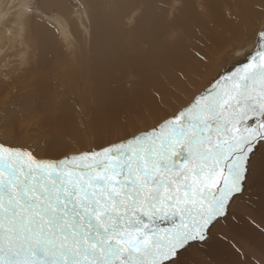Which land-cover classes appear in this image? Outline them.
<instances>
[{
    "label": "snow or ice",
    "instance_id": "obj_1",
    "mask_svg": "<svg viewBox=\"0 0 264 264\" xmlns=\"http://www.w3.org/2000/svg\"><path fill=\"white\" fill-rule=\"evenodd\" d=\"M6 7L52 19L63 5ZM159 7L184 27L169 37L174 51L155 60L182 64L173 74L189 94L164 103L154 87L150 107L132 110L127 127L107 129L114 138L100 133L58 156L38 154L15 135L0 139V264H264V0ZM89 8L109 17L128 9L130 25L142 14L127 0L77 5ZM221 23L230 26L226 47ZM193 32L202 41L195 64L180 54ZM222 56L230 59L197 86L200 68ZM13 85L5 74L0 127L14 131ZM58 119L50 110L24 117L27 127Z\"/></svg>",
    "mask_w": 264,
    "mask_h": 264
},
{
    "label": "rangeland",
    "instance_id": "obj_2",
    "mask_svg": "<svg viewBox=\"0 0 264 264\" xmlns=\"http://www.w3.org/2000/svg\"><path fill=\"white\" fill-rule=\"evenodd\" d=\"M146 1L147 7L145 11L139 9L142 14L135 25L128 23L126 9L106 17L101 28L105 34L97 36L93 34L97 27L88 15L90 8L77 9L81 3L89 4L87 0H58L63 7L52 19L44 13L28 16L19 8L6 7L30 0H0V81L7 74L17 90L13 109L16 127L14 131L0 127V139H11L15 135L19 142H26L38 154H43L54 139V133L59 132L68 140L69 148H84L98 142L96 135L101 132L107 135L109 127H118L116 121L108 127L103 123L116 118V111L109 113L112 103L120 105L121 112L132 119L129 116L132 110L145 104L152 97L154 87H159L146 83L147 58L156 62L158 54L172 53L174 46L169 37L173 31L184 27L179 16L173 19L170 11L159 7L164 0ZM37 2L46 5L52 1ZM127 2L135 5L134 0ZM244 26L249 25L241 22L239 29L244 31ZM229 29L227 23L217 25L222 47L232 38ZM199 43H202L199 35L193 32L180 48L182 58L195 64L194 50ZM70 59L75 67L70 66ZM228 59L222 56L212 67L206 70L201 67L197 86ZM176 65L175 68L183 66ZM160 66L155 77L165 84L161 88L165 92L164 103L175 99L176 94H189L187 85L175 78L172 64ZM33 110H50L59 119L45 120L39 127H27L24 117ZM131 119L120 120L121 128L127 127ZM90 121L96 122V126ZM3 123L0 118V125ZM86 124L89 125L87 139L83 127Z\"/></svg>",
    "mask_w": 264,
    "mask_h": 264
},
{
    "label": "bare ground",
    "instance_id": "obj_3",
    "mask_svg": "<svg viewBox=\"0 0 264 264\" xmlns=\"http://www.w3.org/2000/svg\"><path fill=\"white\" fill-rule=\"evenodd\" d=\"M52 1V0H51ZM59 1H62V0H59ZM88 1V3L89 4H96V3H100V4H102V3H104L105 2V0H87ZM134 2H135V5H137V6H141V10L142 11H145L144 10V7L143 6H145V4H146V0H134ZM124 10H126V9H122L121 11H124ZM88 15L89 16H92L91 17V20H90V22L91 21H93V23L96 25V31H93V34L94 35H97V36H102V35H104L105 33L101 30V28H102V26H103V20L106 18V17H108L106 14H105V12H104V10L102 9V8H90V11H89V13H88ZM258 26V25H257ZM245 27V29L244 30H246L249 26H244ZM87 32V31H86ZM78 46H83V44L82 43H78ZM69 63H70V66L71 67H75L74 65H73V63H72V59H70V61H69ZM177 65L176 64H172V68H171V70L173 71V69L176 67ZM161 68V66L157 63V62H154V61H150L148 58H147V67H146V72L148 73V78H147V80H146V83L151 87V83H153L154 85H157V86H159L160 88H163L164 87V82L159 78V77H155L156 75H158V73H159V69ZM152 103H153V101H152V98H150L145 104H143L142 106L144 107V108H147V107H150L151 105H152ZM110 106H113V107H111V110H110V112L109 113H111V112H114V111H116V118L113 120L112 118H111V121H110V119H108V120H104V125L106 126V127H108V126H110V125H112L113 124V122L114 121H116V124H118V127H120L121 128V122H120V120H122V119H125L126 121H128L129 119H131V117H126V115H125V112H121L122 111V108H121V106L120 105H118V104H113L112 103V105H110ZM109 106V107H110ZM103 109V108H102ZM106 109H107V107H106ZM137 110H139V108L137 109ZM109 111V110H108ZM98 112V111H97ZM103 113V112H102ZM101 113V115H103ZM132 114H133V112L132 113H130V115L129 116H132ZM104 115H107L106 113L104 114ZM103 115V116H104ZM115 115V114H114ZM111 117H112V115H110ZM106 117V116H105ZM113 117H115V116H113ZM103 118V117H102ZM110 118V117H109ZM101 124H103L102 122H100ZM125 123V122H124ZM59 127V126H58ZM102 127V126H101ZM103 128V127H102ZM103 130H104V128H103ZM102 133V132H101ZM103 134H104V132H103ZM70 135H72V134H70ZM105 135V137L107 138V139H109L108 138V136L106 135V134H104ZM54 139H52L51 141H50V146H49V148L48 149H46V152H44L43 154H47V155H50V156H58V155H60V154H62L63 152H65V151H72V150H76V149H79V148H74V147H72V148H69V146H67V143H68V140L64 137V135H62V134H59V132L58 133H54ZM71 142V141H70ZM78 142V141H77ZM23 143V142H22ZM25 144H26V142H24ZM72 143V142H71ZM83 144V143H82ZM82 148V147H81Z\"/></svg>",
    "mask_w": 264,
    "mask_h": 264
}]
</instances>
